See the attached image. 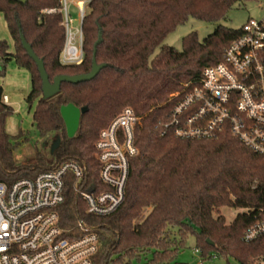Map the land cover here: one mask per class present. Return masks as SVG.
<instances>
[{
  "label": "trees",
  "instance_id": "trees-1",
  "mask_svg": "<svg viewBox=\"0 0 264 264\" xmlns=\"http://www.w3.org/2000/svg\"><path fill=\"white\" fill-rule=\"evenodd\" d=\"M254 0H89L82 22L84 61L63 65L65 29L60 0H0L11 44L0 40V63L14 62L29 72L31 90L26 98L35 108L33 125L48 145L59 147L48 159L38 151L34 165L19 164L16 141L7 130L14 110L3 102L0 71V182H14L75 161L88 168L89 182L99 183L100 165L95 158L99 135L124 109L142 118L135 131L138 154L130 170L121 206L111 215L87 213L77 195L76 181L66 177L64 202L57 209L60 227L69 238L82 235L83 225L99 236L94 264H180L174 259L189 235L203 259H234L240 264L264 263V236L246 243L244 232L264 219V156L251 151L229 132L208 139H181L171 124L176 100L184 85L198 79L203 70L221 62L225 49L242 28L221 24L236 6ZM190 18L217 23L201 41L196 32L183 38L182 51L165 44L178 26ZM21 36L43 60L51 83L59 75L89 74L95 59L106 65L85 83H63L60 93L44 100L36 63L23 48ZM11 46L13 52L10 51ZM87 107L79 130L69 138L61 107ZM45 148V147H44ZM224 208L240 210L232 223Z\"/></svg>",
  "mask_w": 264,
  "mask_h": 264
},
{
  "label": "built area",
  "instance_id": "built-area-1",
  "mask_svg": "<svg viewBox=\"0 0 264 264\" xmlns=\"http://www.w3.org/2000/svg\"><path fill=\"white\" fill-rule=\"evenodd\" d=\"M65 29L63 65L84 61L82 22L89 0H60ZM75 3L81 28L74 27L70 6ZM171 124L181 139H208L224 131L264 156V18L250 19L224 58L184 85L173 98ZM9 104V97L3 96ZM132 108L124 109L99 135L95 158L99 183L89 182L85 164L68 161L12 185L0 182V264H94L99 236L85 225L82 235L69 238L60 227L57 209L64 202L66 177L76 181V192L90 215L105 217L123 203L130 161L137 156L135 131L141 124ZM264 236V219L246 229L243 240ZM200 255L199 250H195ZM198 264H203L198 263ZM264 264V263H262Z\"/></svg>",
  "mask_w": 264,
  "mask_h": 264
},
{
  "label": "rangeland",
  "instance_id": "rangeland-1",
  "mask_svg": "<svg viewBox=\"0 0 264 264\" xmlns=\"http://www.w3.org/2000/svg\"><path fill=\"white\" fill-rule=\"evenodd\" d=\"M71 1V0H70ZM86 7V12H87ZM70 13L74 19V27L81 28V20L76 4H71ZM264 18V0H254L246 4L236 5L228 14L226 20L221 24L231 29H241L250 19L260 20ZM217 23H207L195 18H190L185 24L178 26L165 40V44L175 49L182 51L183 38L187 35L196 32L199 39L203 41L206 37L214 32ZM0 40H6L11 44V39L8 29L0 14ZM10 51L13 52L11 46ZM5 70V76L2 78L1 83L4 88V93L10 99V106L13 108L14 113L8 119L7 130L15 138L13 141L18 140L17 136L22 135L28 138L27 143L21 144L16 150L15 157L19 164L24 166L34 165L37 158L38 151L44 154L46 158L52 155V141L46 145V141L41 138L36 127L33 125V114L35 108L29 109L26 98L31 90V79L28 71L20 69L14 62H10L6 66L0 63V71ZM175 92L170 95L169 101H172ZM45 147V148H44ZM240 210L224 208L222 215L225 216L227 224H230L235 219ZM197 246L196 238L194 235H189L185 241L184 248L174 259V263L180 264H240L234 259H226L224 257H217L215 252L211 255L213 259H203L199 254L195 253Z\"/></svg>",
  "mask_w": 264,
  "mask_h": 264
},
{
  "label": "water",
  "instance_id": "water-1",
  "mask_svg": "<svg viewBox=\"0 0 264 264\" xmlns=\"http://www.w3.org/2000/svg\"><path fill=\"white\" fill-rule=\"evenodd\" d=\"M20 3L25 4L27 0H18ZM22 45L28 56L36 63L38 68L40 78L42 81V93L43 99L48 100L57 94L60 93L61 86L63 83H68L72 85H78L81 83L89 82L95 79L98 74L107 66L106 65H98L96 60H93V67L89 74L76 75V76H67V75H59L57 76L53 83H51L49 76L46 72L45 65L43 60L39 59L37 55L32 50L31 46L26 42L24 36H21ZM88 112L87 107L78 108L73 104H69L67 106L61 107L60 113L62 119L66 126L67 136L69 138L75 137L76 133L79 130L80 120L82 115ZM60 139L56 138L52 145V153L59 147Z\"/></svg>",
  "mask_w": 264,
  "mask_h": 264
},
{
  "label": "crops",
  "instance_id": "crops-1",
  "mask_svg": "<svg viewBox=\"0 0 264 264\" xmlns=\"http://www.w3.org/2000/svg\"><path fill=\"white\" fill-rule=\"evenodd\" d=\"M72 4H75V3H72ZM77 6V5H76ZM6 95V94H5ZM9 104H10V99H9Z\"/></svg>",
  "mask_w": 264,
  "mask_h": 264
}]
</instances>
